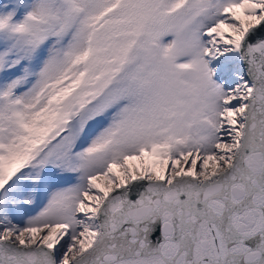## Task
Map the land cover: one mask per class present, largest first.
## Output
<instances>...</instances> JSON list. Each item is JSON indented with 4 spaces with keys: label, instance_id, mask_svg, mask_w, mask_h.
Listing matches in <instances>:
<instances>
[{
    "label": "snow or ice",
    "instance_id": "obj_1",
    "mask_svg": "<svg viewBox=\"0 0 264 264\" xmlns=\"http://www.w3.org/2000/svg\"><path fill=\"white\" fill-rule=\"evenodd\" d=\"M0 264H264V0H0Z\"/></svg>",
    "mask_w": 264,
    "mask_h": 264
}]
</instances>
